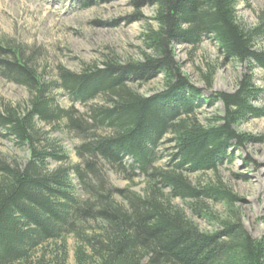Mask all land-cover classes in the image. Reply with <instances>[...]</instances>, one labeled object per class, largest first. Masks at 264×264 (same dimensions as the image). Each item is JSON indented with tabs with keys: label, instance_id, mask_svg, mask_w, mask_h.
Here are the masks:
<instances>
[{
	"label": "trees",
	"instance_id": "1",
	"mask_svg": "<svg viewBox=\"0 0 264 264\" xmlns=\"http://www.w3.org/2000/svg\"><path fill=\"white\" fill-rule=\"evenodd\" d=\"M131 1L138 11L156 8L157 28L142 36L149 54L137 63L113 53L80 73L58 66L57 79L46 80L35 53L0 40L1 78L29 95L23 108L0 102V139L29 153L23 165L0 154V264H68L71 237L75 264H264V239L251 238L238 220L202 233L174 204L187 202L197 217L213 219L207 200L237 203L220 182L194 186L188 175L215 173L232 148L258 141L234 127L264 116L252 105L261 91L247 74L234 94L206 101L180 71L173 50L210 39L227 60L264 72V50L256 48L264 40V20L244 27L237 16L241 0ZM159 75L164 89L150 97L131 87ZM60 90L71 100L67 110L57 102ZM202 101L221 103L223 117L200 124ZM59 122L80 141L78 163L39 126ZM167 135L173 161L160 167L157 150ZM110 172L132 184L143 177L142 193L115 188Z\"/></svg>",
	"mask_w": 264,
	"mask_h": 264
},
{
	"label": "rangeland",
	"instance_id": "2",
	"mask_svg": "<svg viewBox=\"0 0 264 264\" xmlns=\"http://www.w3.org/2000/svg\"><path fill=\"white\" fill-rule=\"evenodd\" d=\"M155 14V7L146 6L138 11L131 0H0V40L16 43L35 53L37 66L46 80H56L58 66L80 73L83 66L101 65L113 53L123 63L142 61L143 52L149 54L145 51L142 36L148 27L157 28L153 20ZM237 16L246 28L258 26L264 20V0H241ZM256 48L264 50V40ZM173 50L180 71L206 101L216 99L218 93L234 94L243 77L252 74L255 87L261 91L252 105L264 113V72L260 68L252 67L249 72L250 64L227 60L210 39H204L197 48L175 45ZM164 81V76L159 75L143 85L134 83L131 87L150 97L164 89ZM56 99L61 108L72 107L65 92L58 91ZM28 100L25 88L0 76V102L23 108ZM74 107L80 113L86 111V107L80 104ZM223 114L221 103L209 106L207 102L197 112L196 119L208 126L212 119L223 117ZM39 126L49 137L58 140L72 163L79 162L74 148L80 141L68 134L63 122ZM234 131L258 141L239 149L232 148L215 173L190 174L188 179L194 186L220 182L237 197V203L229 207L225 203L207 200L206 205L215 214L213 219L197 217L187 202L175 200L174 204L202 233L214 234L222 230L225 222L238 220L251 238L261 240L264 239V116L250 117L235 126ZM171 140L172 136L167 135L158 146L160 167L171 165L173 161L174 144ZM0 154L10 163L22 165L29 158L26 148L18 147L9 139H0ZM109 179L117 189L130 186L141 194L145 187L143 177L135 179L132 184L110 172ZM75 248L76 242L71 237L68 264H75Z\"/></svg>",
	"mask_w": 264,
	"mask_h": 264
}]
</instances>
